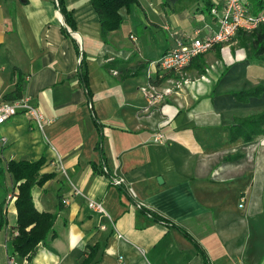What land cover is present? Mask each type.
Listing matches in <instances>:
<instances>
[{
	"label": "crops",
	"instance_id": "crops-1",
	"mask_svg": "<svg viewBox=\"0 0 264 264\" xmlns=\"http://www.w3.org/2000/svg\"><path fill=\"white\" fill-rule=\"evenodd\" d=\"M137 1L104 41L89 0H62L74 31L55 0H0V103L18 73L44 116L42 129L21 114L0 126V168L42 160L50 176L31 191L38 212L56 215L32 264H264V124L233 128L264 114V63L231 43L150 86L171 31H217L204 11L218 0ZM8 178L5 264L16 221Z\"/></svg>",
	"mask_w": 264,
	"mask_h": 264
},
{
	"label": "trees",
	"instance_id": "trees-1",
	"mask_svg": "<svg viewBox=\"0 0 264 264\" xmlns=\"http://www.w3.org/2000/svg\"><path fill=\"white\" fill-rule=\"evenodd\" d=\"M55 1L57 2L59 12L64 19V23L69 29L74 31V22L71 13L66 11L62 0ZM89 2L98 17L100 35L104 41L108 34L119 30L122 25L123 20L119 10L125 8L128 12L131 6H139L137 0H89ZM243 2L249 15L259 16L261 12L264 13V0H243ZM210 8L211 5L209 8L207 7L204 12L210 14ZM62 32L65 36L68 35L65 29H62ZM187 36V34L176 30L169 33L171 43H173L175 39L183 41ZM233 40L238 47L244 50L247 58L255 59L264 63V24L259 25L256 29L250 32L238 30ZM201 57L202 56L193 61H200ZM80 77L83 86L86 87L87 80L84 71L80 72ZM167 78L170 79L171 75H168ZM148 80L150 86L157 87L166 80V77L163 80H158L157 76H155L148 78ZM13 84V90L4 96L2 101H14L24 96L25 82L22 76L18 73H16L13 78ZM242 95L243 94L235 95L238 101L246 100V97H243ZM247 96L252 95L251 93H247ZM257 124H264V114L243 121H237L233 128L236 130V133H238V131H240L239 129L243 126L249 129V127H255ZM42 165V160L33 163L10 161L5 164V167L0 168V180L3 177V174L7 173L13 180L14 189L17 191L13 196L15 198L14 208L16 210V221L15 226L12 229L10 240L12 256L9 255L8 259L18 257L20 260L24 259L26 264H32L37 246L40 243H44L48 236L52 234V228L56 217L55 214L38 212L35 209L32 200V189L35 186H42L50 178V176L39 174ZM0 208L2 209V206H0ZM148 214L152 218L155 217L153 214ZM155 219L159 218L156 217ZM162 221L164 222L165 220ZM7 226V219L5 215L1 213L0 231ZM183 234L190 239L186 233L183 232ZM192 243L198 252L204 255L201 248L195 242L192 241ZM90 251H93V249Z\"/></svg>",
	"mask_w": 264,
	"mask_h": 264
},
{
	"label": "built area",
	"instance_id": "built-area-1",
	"mask_svg": "<svg viewBox=\"0 0 264 264\" xmlns=\"http://www.w3.org/2000/svg\"><path fill=\"white\" fill-rule=\"evenodd\" d=\"M210 16L215 19L218 28L215 33L202 37L194 33L188 35L183 41L175 39L172 47L151 64L156 71L154 73H151L150 70L147 71V77L157 76L158 80H163L166 77V80H169L168 75L181 76L193 60L205 55L215 47L221 46L222 49V46L233 40L238 30L250 32L264 24V13L261 12L259 16L249 15L243 0H218L216 5L210 9ZM130 39L134 40L133 37ZM171 91L170 88H166L152 97L161 99L163 95L169 94ZM20 114L29 117L39 129L43 128L44 116L26 96L0 103V126ZM162 138L160 134H157L155 141H161ZM103 171L106 172L105 169ZM113 183L120 185L119 180H114ZM74 193L78 195L80 191L74 190ZM87 207L97 213L103 212L101 205L96 201L89 200ZM8 264L19 263L11 258L8 259Z\"/></svg>",
	"mask_w": 264,
	"mask_h": 264
},
{
	"label": "rangeland",
	"instance_id": "rangeland-1",
	"mask_svg": "<svg viewBox=\"0 0 264 264\" xmlns=\"http://www.w3.org/2000/svg\"><path fill=\"white\" fill-rule=\"evenodd\" d=\"M147 1H149V0H147ZM150 1H153V0H150ZM168 1V0H167ZM186 6H184V7H182L181 9H183V8H185ZM193 12V11H192ZM195 12H196V9H195ZM195 12H193V13H195ZM206 13H208V12H206ZM210 15V14H209ZM204 18V17H203ZM217 30H218V28H217ZM232 43V45H233V47H232V50L234 49V48H237L238 46H237V44H236V42L234 41V40H231L229 43H228V45L229 44H231ZM226 46V45H225ZM227 47V46H226ZM207 55H209V54H207ZM209 56H207V58H208ZM186 76L184 77V80L181 82L182 84H183V82L186 80ZM188 79V78H187ZM189 80V79H188ZM3 187H2V183H0V189H2ZM17 192V191H15V189H14V183H13V180H9V178H8V181H7V187H6V194H5V200H4V204H6V202H11L12 200L14 201L15 199H13L14 197V194ZM14 203V202H13ZM7 209V208H6ZM9 245L10 244H7V249L10 251V252H12V250L10 249V247H9ZM14 259L15 260H17L15 257H14ZM0 264H5V248H4V246L0 249Z\"/></svg>",
	"mask_w": 264,
	"mask_h": 264
},
{
	"label": "water",
	"instance_id": "water-1",
	"mask_svg": "<svg viewBox=\"0 0 264 264\" xmlns=\"http://www.w3.org/2000/svg\"><path fill=\"white\" fill-rule=\"evenodd\" d=\"M64 28H65L68 32H70V31L67 29V27L64 26ZM71 34H72V33H71Z\"/></svg>",
	"mask_w": 264,
	"mask_h": 264
}]
</instances>
